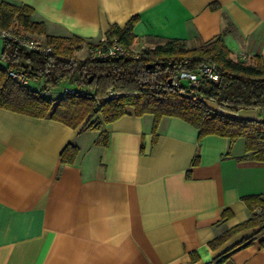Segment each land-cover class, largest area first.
Instances as JSON below:
<instances>
[{"label": "crops", "instance_id": "0c3cea01", "mask_svg": "<svg viewBox=\"0 0 264 264\" xmlns=\"http://www.w3.org/2000/svg\"><path fill=\"white\" fill-rule=\"evenodd\" d=\"M6 1L31 6L47 35L98 41L136 15L141 38L200 46L227 25L235 54L264 55V0ZM152 125L127 107L102 124L103 146L100 130L0 108V264H264V231L243 242L258 226L209 246L249 217L241 197L264 193V160L178 117ZM69 144L78 153L63 163Z\"/></svg>", "mask_w": 264, "mask_h": 264}, {"label": "trees", "instance_id": "16d2710c", "mask_svg": "<svg viewBox=\"0 0 264 264\" xmlns=\"http://www.w3.org/2000/svg\"><path fill=\"white\" fill-rule=\"evenodd\" d=\"M33 15L27 4L0 1L1 29L50 48L46 52L26 51L14 41L2 42L0 108L57 120L72 128L82 124L81 130H100L94 143L106 146L108 133L101 130L102 124L118 119L131 107L136 116L153 117V131L162 117H178L194 126L199 137L217 135L231 143L242 138L245 155L241 158L264 160V55H256L252 61L239 58L223 40L227 25L213 40L188 46L178 38L138 37L133 32L136 15L123 25L110 24L104 40L98 41L75 34L47 35L43 22ZM113 40L128 54L92 56V51ZM140 45L144 48L137 50ZM83 48L84 55L78 57ZM205 62L215 64L218 80H203L197 87L184 80L174 83L181 70L194 71ZM9 71L23 74L27 83L10 77ZM63 81L73 85L53 92ZM77 153L78 148L69 144L61 152V161L71 163ZM241 199L249 217L212 239L211 248L244 229L258 226L243 240L245 244L264 231V193ZM231 216L229 209L222 213L223 219Z\"/></svg>", "mask_w": 264, "mask_h": 264}, {"label": "built area", "instance_id": "2783aa9c", "mask_svg": "<svg viewBox=\"0 0 264 264\" xmlns=\"http://www.w3.org/2000/svg\"><path fill=\"white\" fill-rule=\"evenodd\" d=\"M5 39L16 42L18 46L25 49L26 51L46 52L50 50L49 47H44L40 42L36 40L29 39L25 36L14 35L9 30L0 28L1 47H2V42ZM101 40H104V38H102ZM127 54L128 52L123 47H121L116 42V40H113L112 42L104 46L103 49L98 48L95 51H92V56H99L102 58L122 56V55H127ZM246 57L247 56L244 54L239 55V58L241 59H245ZM9 76L21 83H27V81L23 77V74L21 73H17L15 71H9ZM218 77H219L218 69L215 66V64L205 62V63H202L194 71L181 70L176 75L174 79V83L176 84L178 81L184 80L189 85L197 87L201 84L203 80L216 81L218 80Z\"/></svg>", "mask_w": 264, "mask_h": 264}, {"label": "rangeland", "instance_id": "374dc122", "mask_svg": "<svg viewBox=\"0 0 264 264\" xmlns=\"http://www.w3.org/2000/svg\"><path fill=\"white\" fill-rule=\"evenodd\" d=\"M0 48H1V40H0ZM142 48H144V46L140 45V46L137 48V50H140V49H142ZM83 55H84V48L77 52V56H78V57H82ZM246 60H247V61H252V60H253V57H249V56H247V57H246ZM183 83H186V81H183ZM29 85H30V86H33V85H34V82H32L31 80H29ZM72 85H73V84H71V83H69V82H67V81H63V82L60 83V85H59L57 88H54L52 91H53V92H58V91H60L63 87H71ZM53 92H52V93H53ZM246 114H248V115H254L253 112H246Z\"/></svg>", "mask_w": 264, "mask_h": 264}]
</instances>
